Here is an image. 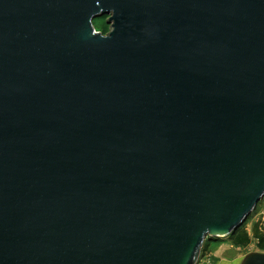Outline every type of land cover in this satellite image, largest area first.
<instances>
[{
  "label": "water",
  "instance_id": "95a60500",
  "mask_svg": "<svg viewBox=\"0 0 264 264\" xmlns=\"http://www.w3.org/2000/svg\"><path fill=\"white\" fill-rule=\"evenodd\" d=\"M263 198L264 0H0V264H196Z\"/></svg>",
  "mask_w": 264,
  "mask_h": 264
},
{
  "label": "rangeland",
  "instance_id": "374dc122",
  "mask_svg": "<svg viewBox=\"0 0 264 264\" xmlns=\"http://www.w3.org/2000/svg\"><path fill=\"white\" fill-rule=\"evenodd\" d=\"M107 19V15L97 16L93 19V25L97 32L102 31V33H104L109 30L110 26L107 23ZM237 231L238 233L236 232L233 235L219 237L216 241H211V238H206L196 264H241L243 258L250 252L264 253V242L261 244L262 236H264V198L258 203L255 210L252 211ZM237 236L248 237V244L244 246L241 245L243 251L233 258L224 257L221 260H215L213 257L214 250L212 248L217 247L218 243H225L227 239H229L233 245L239 246L234 240ZM211 242L212 244H210Z\"/></svg>",
  "mask_w": 264,
  "mask_h": 264
},
{
  "label": "crops",
  "instance_id": "0c3cea01",
  "mask_svg": "<svg viewBox=\"0 0 264 264\" xmlns=\"http://www.w3.org/2000/svg\"><path fill=\"white\" fill-rule=\"evenodd\" d=\"M226 240V239H225ZM212 244V242L210 243ZM244 246V245H243ZM212 248V246H211ZM214 250L213 257L215 260H221L225 258H233L236 255H239L243 250L241 249V245L235 246L231 243L229 239L225 243H218L217 247L212 248ZM234 261V260H229Z\"/></svg>",
  "mask_w": 264,
  "mask_h": 264
},
{
  "label": "trees",
  "instance_id": "16d2710c",
  "mask_svg": "<svg viewBox=\"0 0 264 264\" xmlns=\"http://www.w3.org/2000/svg\"><path fill=\"white\" fill-rule=\"evenodd\" d=\"M238 233V231L236 230L233 234H235V233ZM232 234V235H233ZM248 237H243V236H237V237H235V242L238 244V245H247L248 244V239H247ZM263 242H264V236H262V241H261V244H263Z\"/></svg>",
  "mask_w": 264,
  "mask_h": 264
},
{
  "label": "flooded vegetation",
  "instance_id": "af4514ba",
  "mask_svg": "<svg viewBox=\"0 0 264 264\" xmlns=\"http://www.w3.org/2000/svg\"><path fill=\"white\" fill-rule=\"evenodd\" d=\"M108 31H109V30H107L106 32H104V34L107 33ZM100 32H102V31H100Z\"/></svg>",
  "mask_w": 264,
  "mask_h": 264
}]
</instances>
